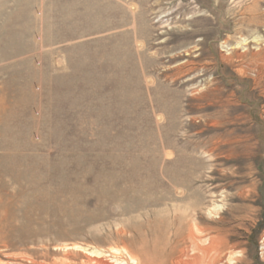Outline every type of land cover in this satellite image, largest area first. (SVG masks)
Returning a JSON list of instances; mask_svg holds the SVG:
<instances>
[{
  "label": "rangeland",
  "instance_id": "obj_1",
  "mask_svg": "<svg viewBox=\"0 0 264 264\" xmlns=\"http://www.w3.org/2000/svg\"><path fill=\"white\" fill-rule=\"evenodd\" d=\"M182 255L264 264V0H0V264Z\"/></svg>",
  "mask_w": 264,
  "mask_h": 264
},
{
  "label": "bare ground",
  "instance_id": "obj_2",
  "mask_svg": "<svg viewBox=\"0 0 264 264\" xmlns=\"http://www.w3.org/2000/svg\"><path fill=\"white\" fill-rule=\"evenodd\" d=\"M193 197H197V193L196 192H193ZM196 201V199L195 198H193V202H195ZM195 209V208H194ZM196 211V210H195ZM194 237H195V233L194 232H192L191 233V238H193L194 239ZM88 251V250H87ZM89 253V252H88ZM89 255H94V256H98V253L97 252H92L91 254H89ZM183 257H184V255H182L181 256V258H180V261L178 262V264H196L195 263V261H193V263H188V262H185L184 260H182L183 259Z\"/></svg>",
  "mask_w": 264,
  "mask_h": 264
}]
</instances>
